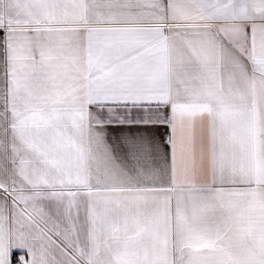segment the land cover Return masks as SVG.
<instances>
[{"label": "snow or ice", "instance_id": "snow-or-ice-1", "mask_svg": "<svg viewBox=\"0 0 264 264\" xmlns=\"http://www.w3.org/2000/svg\"><path fill=\"white\" fill-rule=\"evenodd\" d=\"M0 264H264V0H0Z\"/></svg>", "mask_w": 264, "mask_h": 264}]
</instances>
